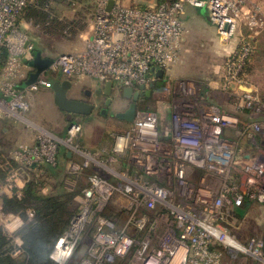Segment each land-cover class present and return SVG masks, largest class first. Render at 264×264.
<instances>
[{
	"label": "built area",
	"instance_id": "2783aa9c",
	"mask_svg": "<svg viewBox=\"0 0 264 264\" xmlns=\"http://www.w3.org/2000/svg\"><path fill=\"white\" fill-rule=\"evenodd\" d=\"M38 1L0 0V119L30 123L25 114L33 106V93L53 86L48 70L55 79L62 75L71 83L93 79L112 81L118 90L151 91L169 103L164 109L138 108L131 127L114 137L110 152L85 150L79 140L82 126L74 123L66 137L37 128L35 145H20L9 159L0 160V168L9 173L4 184L8 196H21L24 186L19 184H25L27 168L56 167L64 147L81 158L68 167L69 190L90 171L88 186L76 196L79 212L51 260L223 264L228 253L264 264V238L242 242L231 229L237 208L246 202L264 204V147L259 143L264 141V101L256 91L244 90L242 75L253 51L247 39L264 32V0H166L146 8L115 4L111 10L110 0H98L84 48L53 58L38 81L24 87L36 47L22 29V16ZM187 5L207 8L222 42L236 40L221 89L252 121L209 101L196 82H172L168 72L182 56ZM161 80L166 83L163 91L155 87ZM244 143H251L254 153H247ZM0 209V219H20L3 212L2 200ZM21 225L20 219L15 231Z\"/></svg>",
	"mask_w": 264,
	"mask_h": 264
},
{
	"label": "rangeland",
	"instance_id": "374dc122",
	"mask_svg": "<svg viewBox=\"0 0 264 264\" xmlns=\"http://www.w3.org/2000/svg\"><path fill=\"white\" fill-rule=\"evenodd\" d=\"M69 3L67 6L60 4L56 2L55 0H51L50 4V13L51 15H56L55 10L59 13L58 14V20L62 21L64 23L67 22H77L78 26H85V35L88 37L89 32L91 31V25L93 24V18L96 13L97 9V3L98 0H87L85 2H67ZM33 7V6H31ZM30 8V7H28ZM54 9V12L52 11ZM204 11L207 8H203ZM27 10V9H26ZM24 11V14L22 16V29L28 33L30 38H32L33 42L35 43L36 47L39 46L44 53L45 57H51L56 58L57 56L63 54V53H69L67 52L68 49H70L71 46L78 44L80 41H82V37L72 33V31H68V34L65 35H52L50 33H47L46 30L43 28V24L35 22V19L33 22L31 20H27L26 12ZM49 10V8H48ZM245 29V28H243ZM74 31H77L78 28H74ZM246 31V30H245ZM84 32V31H83ZM245 33V32H243ZM262 37L257 40L261 43H264V33L261 35ZM263 39V40H262ZM191 54V53H190ZM192 56L188 58L187 62L185 63V66H182L183 69H185V77H188V79H191V81L198 83L201 86V90L203 93L207 91L206 86H209L210 80H219L218 77L214 74V66H217L222 62V59L217 58H211L207 59L203 55L201 56H195V54H191ZM197 55V54H196ZM257 68L256 70L251 73L249 76L248 81V88L256 91L260 96L264 95V47H261V53L259 55V60L257 61ZM206 73V74H205ZM207 73H212L213 75H207ZM47 77L52 79V81L61 80L62 75H58L57 79L54 78V76L51 74V71H47ZM182 79V77L173 78L172 82L175 81H185V80H177ZM166 86L165 80H161L156 84V88L159 91H163ZM42 89H46L44 87H41L39 90L33 93V98L36 106L34 107V103L32 108L25 114V118L30 123H26L25 121H18L15 119H5L8 120V123L10 124V127H19L22 131H28L29 129H37V128H43L51 133H60L64 130V128L67 126L68 121H75L76 124H79L82 126V134L79 138L81 146L85 149H98L101 147V145L104 143V140H109L111 137H115L116 135L125 133L130 127L131 124L122 123L117 118H115V113H121L122 111H125L128 106L122 105L126 103L125 100H123L120 97H116L114 105L111 106L109 109L110 114L108 116H102L100 115V109L103 108V102L102 98H100L101 101L98 103V108L96 112L93 114L91 118H84V117H66V114L63 113L58 109V107L55 104L54 94L51 91H45ZM50 90V89H46ZM38 98V100H37ZM215 100V99H213ZM160 102H166L165 97L158 98H150L143 100L139 102V107L142 109H149V110H155V108L159 105ZM215 102V101H214ZM217 104V102H215ZM225 109L233 113V108L230 105H226ZM234 114V113H233ZM70 119V120H69ZM29 127V128H28ZM1 126H0V139L3 137L8 143L15 144L13 141L12 132L5 133L2 135L1 132ZM22 131V132H24ZM22 136V135H21ZM20 138V136H19ZM100 144L99 147H97ZM114 144V143H113ZM108 144H106L107 146ZM112 145V144H111ZM110 143L104 149H101L99 151H107L110 152L113 149V145L111 146ZM11 147H14L12 145ZM86 150V149H85ZM88 151V150H87ZM90 152H97L90 151ZM90 172V171H89ZM87 179V178H86ZM86 181V180H85ZM85 181L82 180V182L85 184ZM10 189L4 188V184H0V200L3 195H9ZM3 209V208H2ZM2 212V210L0 209ZM0 212V213H1ZM18 217V216H16ZM24 223L23 219L19 217ZM252 219L253 214H249V218L247 220H236L233 223H231L232 227L231 229L234 231L235 234H237V237L240 241L244 242L247 240V238H250L252 236H256L252 230ZM20 224V220L17 218H12L10 221L6 219H0V229H2L7 235L14 238V241L16 244L20 245L21 240L16 235L17 231H15V227ZM22 226V225H21ZM238 257L248 259L250 261H254V258L240 254Z\"/></svg>",
	"mask_w": 264,
	"mask_h": 264
},
{
	"label": "trees",
	"instance_id": "16d2710c",
	"mask_svg": "<svg viewBox=\"0 0 264 264\" xmlns=\"http://www.w3.org/2000/svg\"><path fill=\"white\" fill-rule=\"evenodd\" d=\"M55 1L67 6L69 4L67 2H85L87 0ZM50 4L49 0H39L36 6L27 8L26 18L31 22L35 19V22L43 24L46 32L52 35H65L68 34V31L77 34V31H74L75 27L78 28V32L85 29V26H78L77 22L74 21L67 23L59 21V13L56 10V15H51L49 12ZM46 5L47 7H45ZM52 11L54 12V9ZM247 40L252 44L253 51L242 72L246 86H248L249 76L254 69H257L255 67L259 60L261 47H264V43L255 38H248ZM37 53L43 55V50L39 46L36 47L34 55ZM260 98L264 101V95ZM70 123L76 122L71 121ZM0 126L2 135H4V130L8 129L9 126L8 120L0 119ZM11 146V143L1 137L0 160L9 159L11 151L14 150ZM14 167L17 165L14 164ZM8 174L7 171L0 168V184L7 183ZM68 174L69 172H65L59 163L56 167L51 165L29 167L23 173L25 186L21 190V196L18 197L16 194L2 196L3 212L7 216L21 217L24 223L16 233L21 240L20 245L16 244L14 238L0 229V264H55L51 260L50 254L68 229L72 218L79 212L76 196L88 186L86 178L89 177L90 172L88 170L81 175L80 183L73 191L65 185ZM82 180H86L85 184ZM250 204L251 202H246L242 207L237 208L232 215L237 219L243 218ZM110 217L118 222V217H113V215Z\"/></svg>",
	"mask_w": 264,
	"mask_h": 264
},
{
	"label": "crops",
	"instance_id": "0c3cea01",
	"mask_svg": "<svg viewBox=\"0 0 264 264\" xmlns=\"http://www.w3.org/2000/svg\"><path fill=\"white\" fill-rule=\"evenodd\" d=\"M161 1H163V0H115V4H120V5H124V6H131V7H135V8H146V7H150V6H155L158 3H160ZM94 17H95V15H94ZM183 19L185 22L187 33H186V36H185L184 41H183L182 56H181L180 60L178 61V63L175 64L170 69V71L168 72L169 76L171 78L172 77L177 78L178 76L182 77V79L180 78L177 80H191V79H188V77H185L186 71H185V69H183L182 66H185V63L188 60L187 57L190 58L192 56L191 55L192 53L195 54V56L203 55L207 59H211V58L222 59V62L220 64H218L217 66H214V74L216 75V77H218L219 80H210V82L208 84V85H210V87L206 86L207 91H205V94L207 95L208 100L211 101L212 103L217 102V104L221 108H223L224 110H226L225 109L226 105H230L233 108L234 114H240V116L242 118L250 121L251 119H249L247 116H244V114L242 112H239L235 109V105L230 100L229 96L226 93H224L221 89V85H222L224 75H225L226 61H227L228 56L231 53L232 49L237 45L236 40H234L230 45L225 44L224 42H222L220 40L218 32H217L215 26L213 25V23L210 19V16H209L207 9L204 11L203 8H198V7H194L192 5H187L185 7ZM93 25H94V20H93V24L91 25V29H90L91 31L89 32L88 37H86V35L84 34L85 30H83L84 32L79 31L77 33V35L82 37V41H80L78 44L71 46L70 49L67 50V52H73V51L81 50L84 48L87 40L90 39V37L92 35ZM23 30H24V28H23ZM245 30L246 29L242 28V32L247 33V30L246 31ZM263 33L256 35L255 39H257V38L260 39L262 37L261 35H263ZM30 40L35 45L32 38H30ZM35 47H36V45H35ZM43 56H44V53H43ZM51 59H53V58H51ZM30 62H29V65H30ZM207 75L212 76L213 74L207 73ZM61 80H65V79L62 78ZM105 85H106V83H100V82L93 80V79H84L80 82H73L72 83V89L70 91V97L71 98H79L80 100L86 101L88 103H90L92 101L95 103L96 107L99 106L98 103H99V101H101L100 98H102V100H104V101H102L103 106L105 107V109H107V112L109 115L110 114L109 109L111 108L112 105H114L116 97H120L121 93L119 92L118 89H115L111 95V98H112L111 104L109 106H106V101H107L108 97L104 93L105 92ZM46 89H50V90H46ZM46 89H42V90H44V92L45 91L46 92L47 91L53 92V90L51 88H46ZM53 94H54V92H53ZM35 97H36V95L34 96V98ZM34 98L32 95L31 101H32V103H34V107H35L36 104H35V102H33ZM213 99H215V100H213ZM37 100H38V98H37ZM55 104H56V102H55ZM165 104H169V103L161 102V103H159V106L162 105L161 107L164 109V108H166ZM162 108H159V109H162ZM156 109H157V107L155 108V110ZM96 110L97 109H95L92 112V114L88 115V116H78V115L69 114V113H66L63 111L62 112L66 114L67 118H68V116L91 118L93 116V114L96 112ZM116 114L117 113H115V115ZM108 115H106V116H108ZM110 115H112V114H110ZM119 121L122 123L130 124L129 122H126L123 120H119ZM70 122L71 121H68L67 126L64 128V130L62 132H60V133H54L53 132V134L60 136V137H66L67 133H68V129H69L70 125L72 124ZM18 128L19 127H17V126L10 127V124H9L8 129L4 130V134L7 132L9 133L10 131H15L14 133L12 132V136L14 135L13 141L15 144H11V145H14V147H11V148L15 149V148L19 147L20 145H30V146L35 145L36 137L38 134L37 129H29L28 131H24L22 129V131H24V132H22ZM19 136H20V138H19ZM103 142L104 143L101 145L99 150L104 149L106 144L109 145V143H110V145L111 144L114 145L113 144L114 143V137L113 138L111 137L107 141L103 139ZM80 143H82V142H80ZM259 143L262 147H264V141L260 140ZM99 146H100V144L97 147H99ZM243 147L247 153H254V151H255L254 146L251 143H244ZM85 149L88 151H95V150L99 151L98 149H95V148H93L91 150H89L87 148H85ZM72 160L79 161V160H81V158L72 154L67 148H65V147L62 148L61 153H60L59 165L61 167H63V169H65V172L66 171L69 172L68 167H69ZM87 182H88V178H87ZM19 185L21 187L25 186L24 182H22V181ZM250 213L253 214L252 230H253L254 234H256L257 237L264 238V204L251 203L249 205L247 211H246L245 216L243 218L238 219V220H240V221L241 220H243V221L247 220L249 218ZM256 236H252V237H256ZM252 237H250V238H252ZM250 238H247V240L244 242H247ZM223 264H262V263H260L256 259H254V261H250L247 258L246 259L240 258V257L233 258L228 253H225Z\"/></svg>",
	"mask_w": 264,
	"mask_h": 264
},
{
	"label": "water",
	"instance_id": "95a60500",
	"mask_svg": "<svg viewBox=\"0 0 264 264\" xmlns=\"http://www.w3.org/2000/svg\"><path fill=\"white\" fill-rule=\"evenodd\" d=\"M115 5V0H110L108 5V10H111ZM53 60L49 57H44L41 53H37L34 56V59L30 62V65L33 68V71L28 79L24 83V87L28 85L35 84L39 77L44 74L52 65ZM164 72L160 71L159 76L163 77ZM54 92V98L57 107L66 113L78 115V116H88L91 115L95 109V105L92 103H88L83 100L73 99L70 97V91L72 89V83L68 80H56L53 82V86L51 88ZM116 89L114 83L109 81L105 85V95L108 97L106 101V106H109L112 102L111 95L113 91ZM143 90V87L141 88ZM245 91H250L251 89L248 87H244ZM121 91V92H120ZM121 95L127 99H133V101H137L140 97L139 93H135L131 88H124L119 90ZM147 97L151 96V91H145L144 93ZM132 102L129 108L121 113H117L115 116L118 119L123 121H127L129 123H133L138 107L136 103Z\"/></svg>",
	"mask_w": 264,
	"mask_h": 264
},
{
	"label": "flooded vegetation",
	"instance_id": "af4514ba",
	"mask_svg": "<svg viewBox=\"0 0 264 264\" xmlns=\"http://www.w3.org/2000/svg\"><path fill=\"white\" fill-rule=\"evenodd\" d=\"M121 92V91H120ZM136 93H139L140 94V97L138 98V100L137 101H133V99H127V98H124L122 95H120L121 96V98L123 99V100H125L126 101V103H124V104H122V105H126V106H128V108H129V106H130V104L132 103V102H134V103H136V105H137V107L138 108H140L139 107V102H141V101H143V100H146V99H150V98H154L152 95L150 96V97H147L145 94H142L141 92H136ZM73 99H78V100H80L79 98H73ZM90 103H94V102H90ZM94 105H95V103H94ZM104 107V106H103ZM98 107H96V105H95V109H97ZM127 108V109H128ZM94 109V110H95ZM126 109V110H127ZM125 110V111H126ZM100 115H102V116H106V115H108V112H107V109H105V107H104V109L103 108H101L100 109ZM122 112H124V111H122ZM115 118H116V116H114ZM118 119V118H117ZM118 120H121V119H118ZM127 122V121H126ZM131 124V123H130Z\"/></svg>",
	"mask_w": 264,
	"mask_h": 264
}]
</instances>
